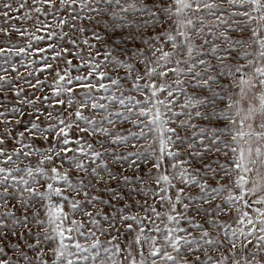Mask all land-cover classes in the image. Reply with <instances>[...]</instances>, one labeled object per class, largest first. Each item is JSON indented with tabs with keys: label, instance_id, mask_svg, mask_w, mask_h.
<instances>
[{
	"label": "snow or ice",
	"instance_id": "obj_1",
	"mask_svg": "<svg viewBox=\"0 0 264 264\" xmlns=\"http://www.w3.org/2000/svg\"><path fill=\"white\" fill-rule=\"evenodd\" d=\"M0 264H264V0H0Z\"/></svg>",
	"mask_w": 264,
	"mask_h": 264
},
{
	"label": "rangeland",
	"instance_id": "obj_2",
	"mask_svg": "<svg viewBox=\"0 0 264 264\" xmlns=\"http://www.w3.org/2000/svg\"><path fill=\"white\" fill-rule=\"evenodd\" d=\"M18 59V58H17ZM125 127H127V125H125Z\"/></svg>",
	"mask_w": 264,
	"mask_h": 264
}]
</instances>
